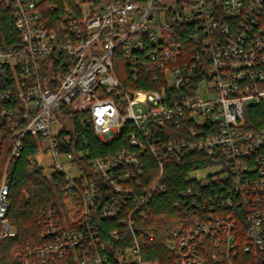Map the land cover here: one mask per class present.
I'll use <instances>...</instances> for the list:
<instances>
[{
    "label": "built area",
    "instance_id": "obj_1",
    "mask_svg": "<svg viewBox=\"0 0 264 264\" xmlns=\"http://www.w3.org/2000/svg\"><path fill=\"white\" fill-rule=\"evenodd\" d=\"M5 2L15 12L23 42L16 51L0 49V68L9 67L13 78L0 90V125L14 135L11 157H19L26 135L39 134L48 143L53 167L65 175L66 187L78 189L75 178L81 176L85 182L81 205L68 215L56 210L43 215V236L49 238L36 247L26 245L18 254L20 264H68L69 259L74 264H160L144 257L138 240L123 248L107 245L89 225L97 180L72 164V153L60 151L58 132L53 131V111L79 97L89 102L102 140L119 134L127 123L134 125L130 142L136 152L91 162L93 172L114 192L101 209L103 218L118 217L129 229L135 225L134 212L120 213L127 206L126 195L135 193L122 181L143 174L139 153L159 157L162 173L161 149L178 156L199 149L212 158V165L194 172L198 183L186 191L200 195L199 188L223 186L229 192L220 205L227 212L173 229L166 245L174 263L241 264L236 260L240 251L264 257V129L248 128L250 108L264 103V0H60L46 6L44 0ZM157 25L172 32L169 43ZM178 25H195L188 37L193 49L185 46V38L175 37ZM115 56L124 59L135 81L138 75H152L154 82H162L161 88H126L115 74ZM64 57L65 67L52 74L51 63ZM46 64L49 76L43 77ZM184 120L193 125L180 139L164 147L157 143L155 127L170 122L179 128ZM3 139L0 130V149ZM67 166L78 173L72 175ZM208 169L213 170L204 174ZM156 188L155 182L145 189L142 203ZM8 196L6 170L0 183L1 240L17 233L7 217ZM239 199L242 209L234 210ZM112 235L119 239L121 234L114 229Z\"/></svg>",
    "mask_w": 264,
    "mask_h": 264
},
{
    "label": "trees",
    "instance_id": "obj_2",
    "mask_svg": "<svg viewBox=\"0 0 264 264\" xmlns=\"http://www.w3.org/2000/svg\"><path fill=\"white\" fill-rule=\"evenodd\" d=\"M56 1L60 2V0H44V6ZM14 15L11 5L5 0H0V49L6 51H16L23 47ZM175 30L176 38L186 39L184 44L188 49L195 47L188 39L195 33V25H178ZM66 61L65 57L63 60L53 61L50 65L52 74L61 72L67 64ZM47 69L46 64L41 70L43 77L49 76ZM10 71L9 67L0 68V90L13 83ZM114 71L128 89L155 91L161 88L162 82H154L152 75H138L135 81L128 64L118 56H115ZM89 110V102L79 97L71 105L58 111L66 119L65 124L58 131L60 151L72 153L74 156L72 164L87 178L94 177L97 180L99 188L97 202L89 225L99 232L100 238L107 245L114 244L115 247L123 248L125 245H132L136 239L140 242L143 255L147 260L160 264H175L173 254L166 245L171 231L180 225H191L197 218L207 219L227 212L220 205L221 199L229 192L228 189L223 190V186L210 185L199 188L200 195L197 193L190 195L186 191L190 186L198 183L192 174L210 167L212 158L199 149L178 156L169 154L167 149L163 148L160 154L163 162L161 173L159 157L150 151L139 153L143 174L133 175L129 180L122 181L126 188L132 187L135 191L132 195H126L127 206H122L120 213L122 217L127 213L126 210L134 212L135 225L129 229L128 224L119 222L120 218H103L100 214L102 207L112 201L114 192L90 166L95 159H112L122 151L136 152L137 148L130 142L134 125L127 123L123 125L119 134L108 140H102L95 132V124ZM191 125H193L192 122L184 120L183 125L177 128L174 124L165 122L164 126L155 127L157 131L154 136L157 143L164 147L170 141L180 139V135L189 131ZM248 128L264 129V103L250 108ZM0 130L4 134L0 149L2 164L0 183L3 172L7 170L10 202L7 217L17 229L15 236L0 239V264H20L18 254L26 245L36 247L49 238L48 235L43 236V233L47 231V226L42 221L43 215H46L49 210L68 215L69 209L81 205L80 194L85 182L83 176L75 178L78 189L69 190L63 173L56 171L54 167L48 171L38 163L36 157L43 149L42 137L39 134L26 135L21 154L19 157L12 158L13 132L5 125H0ZM155 182L156 190H151V197L147 196V202L142 203L140 197L145 194V189H151ZM158 186H163L164 191ZM193 198H196V201H193ZM233 209H242L240 199L235 201ZM141 211L146 212L145 216L140 214ZM79 214L80 212L77 213ZM114 229L119 230L121 234L119 239L113 237ZM208 246L210 247V244ZM236 260L241 264H246L247 261L253 264H264L263 256L256 257L243 251H240ZM68 261V264H74L73 260ZM207 264L215 263L209 261Z\"/></svg>",
    "mask_w": 264,
    "mask_h": 264
},
{
    "label": "rangeland",
    "instance_id": "obj_3",
    "mask_svg": "<svg viewBox=\"0 0 264 264\" xmlns=\"http://www.w3.org/2000/svg\"><path fill=\"white\" fill-rule=\"evenodd\" d=\"M33 1H37V0H33ZM162 20H163L164 23L166 22V18L165 17H163ZM169 22H170V20H169ZM157 30H158L159 33H161V36L165 37L166 42L169 43L170 39L172 37V32L171 31H163V30H161L159 25H157ZM137 97L139 99H141V100L143 99V95H137ZM141 105L143 107H145V105L143 103H141ZM53 112H54V117H55V120H56V122L53 124V131L54 132H58L59 129L65 124L66 119L62 118V117H59L58 111H53ZM47 146H48L47 141L42 143L43 149L46 148ZM43 149L37 155V157H36L37 161H38V163L41 166L45 167L44 169H47L48 171H51L53 166H54V164H55V160L52 157V154H51V152L49 150H47V149L43 150ZM60 160L63 161V157H60ZM69 167L70 166H67V169L71 172L72 175L75 176V174L78 173L77 169L76 168H72L71 169ZM211 170H213V169H208V170L204 171L205 172L204 174L210 173ZM199 174H201V173H198V175ZM71 202H73V201H71Z\"/></svg>",
    "mask_w": 264,
    "mask_h": 264
}]
</instances>
